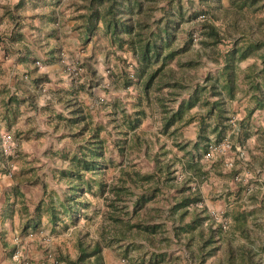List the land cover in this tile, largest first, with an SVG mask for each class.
Listing matches in <instances>:
<instances>
[{"label": "trees", "instance_id": "16d2710c", "mask_svg": "<svg viewBox=\"0 0 264 264\" xmlns=\"http://www.w3.org/2000/svg\"><path fill=\"white\" fill-rule=\"evenodd\" d=\"M61 4L62 0H17L13 7L2 6V15L14 22L2 57L8 59L24 53L19 61L32 64L33 68L25 70L36 89L48 83L46 75L37 73L39 68L56 62L66 66L75 85L64 101L68 117L57 116L61 139H71V144L50 153L57 167L52 173L57 193L47 191L43 185V197L24 230L38 231L44 216L48 218L50 233L56 236L76 226L81 218L92 220L88 213L92 206L87 197L90 196L103 201L98 237L76 230L72 241L74 255L57 248V256H52L57 264H106L105 249H117L129 262L131 252L142 250L133 245L136 240L146 243L151 251L146 263L143 260L140 264H177L171 260L178 258L171 259L164 252L172 242L182 247L183 256L191 264H205L222 245L223 255L218 264H262L263 248L255 246L257 240L247 223L248 215L238 211L224 215L231 222L223 229L206 208L197 207L202 197L198 187L191 186L206 176L203 155L210 143L233 138L237 132V141L242 144L244 138L238 130H243V125L232 131L228 106L242 88L246 86V95L250 94L253 103L247 117L257 109H264V18L253 16L255 25L248 18L249 13L254 15L264 9V0H233L230 8H223L221 0H70L67 19L73 21L70 30L81 36L82 51L89 44L92 47L87 57H78L69 64L63 63L64 15L57 9ZM27 7L35 12L42 10L22 18L31 41L25 40L26 28L18 22L21 16L18 14ZM228 11L235 14L229 21L235 33L221 32L209 21L214 15L216 20L220 14L227 17ZM194 23L198 31H184L186 24ZM195 33L203 53L184 60ZM183 34L185 39L181 41ZM9 48L14 50L10 51L13 55L7 51ZM38 48L41 53L48 51L50 57L36 58ZM96 55L106 61L113 59L116 69H108L113 80L136 93L131 96L130 112L120 101L109 105L113 110L108 126L95 124L91 107L79 101V94L87 92L77 77L83 70L94 71L90 62ZM203 57L214 65L213 69L202 78H192L189 71L198 69ZM248 60L254 62L242 69L241 64ZM173 64L178 70L172 68ZM3 76L4 70L0 68V79ZM20 96L5 85L0 89V166L1 172L11 176L19 143L15 157L5 156L1 136L5 133L2 130L11 134L23 112L21 109L32 100L29 95ZM98 102L105 101L100 98ZM149 114L156 116L159 134L184 153L181 159L175 154L173 160L167 159L172 150L165 141L152 159V171L143 173L128 164L125 157L132 151L148 157L149 143L141 128ZM193 123H196L195 140L185 141L182 132ZM112 149L122 161L116 165L117 174L108 181L107 170L114 166ZM221 161H212L209 166L218 167ZM176 162L189 172L180 182L176 181ZM169 189L175 190L176 195L170 199L167 215L149 212L151 204ZM196 232L198 245L193 247Z\"/></svg>", "mask_w": 264, "mask_h": 264}, {"label": "crops", "instance_id": "0c3cea01", "mask_svg": "<svg viewBox=\"0 0 264 264\" xmlns=\"http://www.w3.org/2000/svg\"><path fill=\"white\" fill-rule=\"evenodd\" d=\"M66 34L70 35L64 40L65 44L70 46L65 54L69 64L80 57L82 46L79 33L69 30ZM49 55L46 50L41 54L36 51V58L46 59ZM23 56L24 53L9 57L5 63L4 76L0 79V89L5 85L10 92H15L22 98L26 95L32 97L21 109L23 112L10 131L19 143L18 155L12 167L13 176L1 172L3 167L0 166V264H54L52 256H57L58 251L53 240L60 236L50 233L48 218L43 217L42 226L38 231L24 230V227L35 215L34 209L43 197V185L47 187V191L57 193L58 186L52 180V173L57 167L50 159V153L59 151L64 146L57 116L68 117L64 101L75 85L65 70L66 66L56 62L39 68L37 73L46 75L48 83L40 85L39 89L34 88L30 82L31 75L25 70L33 66L31 63L27 65L20 62L19 59ZM253 62L254 60H248L241 64V68L245 69ZM245 89L246 86L228 106L231 114L237 118L236 129L238 130L237 126L241 123L243 125V130H238L241 131L239 136L244 138L242 144L237 141V132L232 139L234 146L244 153L242 164L248 168L245 174L248 180L244 186L239 185L218 203L221 204L220 207H224L226 215L237 211L248 215L247 223L252 235L263 237L255 246L263 248L260 251L264 264V109H257L247 117L253 103L250 102V94L246 95ZM133 94L136 95L135 92L131 93ZM79 101L84 105L90 104L87 93H80ZM182 136L184 140L194 141L196 123L184 129ZM216 168L215 165L211 170L216 173ZM238 170L240 169L237 168L233 172ZM228 220L230 223V218ZM16 238L18 241H15ZM240 242L243 240L240 239ZM223 246L220 250L222 255ZM15 254L18 255L17 259L13 258ZM104 257L106 264H116L109 251L104 250ZM214 260L215 256L205 264H218L221 261Z\"/></svg>", "mask_w": 264, "mask_h": 264}, {"label": "rangeland", "instance_id": "374dc122", "mask_svg": "<svg viewBox=\"0 0 264 264\" xmlns=\"http://www.w3.org/2000/svg\"><path fill=\"white\" fill-rule=\"evenodd\" d=\"M195 2L197 0H194ZM233 0H221V4L223 6V8H230L232 7ZM17 2V0H0V68L5 70L6 66L5 63L6 61L9 60L8 59H4L1 55V51H3L7 45L5 44V42L7 41V36L9 35L10 31L13 29L14 26V22H12L11 20L8 19V17L3 16L2 15V6L4 5H8L10 7H13L15 5V3ZM70 4V0H62V4L59 5V7H57V9L59 10V12L61 14L64 15V19L61 22V30L63 31L62 33V40L67 39V37H70V35L68 34H64L65 32L67 33L71 26L73 25V21H69L67 19H69V13L70 10H68V5ZM197 7H199V5L196 4ZM38 11L41 12L42 10H36V12ZM35 11L31 10L29 7L26 8L25 11H21L20 14L15 13L14 16L18 17V15H21L20 18H18V22L20 23L19 25H23L24 20H22V18L24 16H30L32 13H36ZM18 14V15H17ZM227 17H224V15H219L218 20H216V15H214L212 17V19H209V21L211 23H213L216 27H218L220 29L221 32L223 31H230V32H234L235 31L232 29V26L229 25V21L231 19H233V17L235 16V14L231 11L227 12ZM258 18H264V9L261 8L257 13H255L254 15H252L251 13H249L248 18L250 20V22L252 24H256V20L254 19V17ZM228 18V19H225ZM227 23L229 26H227ZM254 24V25H255ZM26 26V25H25ZM24 26V27H25ZM26 28V27H25ZM198 26L196 23L194 24H186L184 26V31L185 32H190V31H198ZM28 30L24 29V32L26 33V38L25 40H32V37H29L28 34ZM181 41H183L185 39V35H181L180 36ZM199 37L197 36L196 40H193L192 42V46L190 47L189 52L183 56L184 60L189 59L191 56L194 58L195 56H197L198 53L202 54L203 50H202V46L200 44L199 41ZM65 42V41H64ZM64 47V60L63 63L66 62V51L68 48H70V46L67 45H63ZM91 47L92 45L89 44L85 47L86 51H82L79 55L81 56H88L89 53L91 52ZM8 49V48H7ZM36 50V49H35ZM84 50V48H83ZM9 51V53H11L10 51L14 52V50H7ZM38 52V50H36ZM84 52V53H83ZM41 54V52L39 53ZM11 55H13V53H11ZM189 55V57H188ZM92 63V67L91 69L94 70L92 73H90V71H86L83 70L81 72V75H79L77 78L79 79V84H83L85 86V92H91V94H89V98H90V104H88L89 106L91 105V115L93 117V122L97 125H107V122L110 119V114L111 111L113 110L112 106L110 107V104H113L115 101H120L121 104H123L125 106V108L128 110V112H130V108H131V103L133 102L132 98H131V93L133 92H129L127 90H125L124 88L121 87V84L119 86V83L117 86H114L115 80H113V76H111L110 71L108 69H116L114 67V63L115 61L113 59H111L110 61H106V59H104L101 55H96L94 57V61L90 62ZM64 65V64H63ZM214 67V65L207 61L205 57L202 58L201 60V66L196 69V70H191L189 71V76H191L192 78H202L207 71L212 70ZM172 68L174 70H178V68L176 67L175 64L172 65ZM116 71V70H115ZM102 98L103 103L98 102L99 99ZM82 100V99H81ZM87 105V106H88ZM119 117V116H117ZM158 121L156 116L150 115L146 118V120L144 121L143 125H142V132L144 133V138L148 141L149 143V147H148V157H146V155H144L143 152H129V154H127V157H125V161L130 164V165H135L134 167L136 169H138L139 171L146 173V172H151L154 164L152 162V159L154 157V155L157 153V151L159 150V145L163 142L166 141V145L168 148H170L172 150V153L168 154L167 159L169 160H173V157L175 154L177 156L178 159H181L183 157V153L175 148H173L171 146L170 141L166 140V138L162 137L159 132H158ZM110 129V128H109ZM187 129V128H185ZM186 132H188V130H186ZM110 134V133H109ZM104 135V134H102ZM232 135V134H231ZM230 135V136H231ZM106 138H109V136ZM160 139V140H157ZM231 142L233 143V139L232 137L230 138ZM185 141H188L185 139ZM64 143V145H69L71 144V139L65 138L62 139V141ZM231 156L230 155H226L223 156L221 158L215 157L213 159V161H216L218 159H222V161L218 164V167L216 169V173L213 172L211 169V166H209L211 162H206L204 161V165H202V167L204 168V172H206V176L204 178L199 179L198 183H192L193 185L191 186L193 187H198L199 192L201 194L202 198V202L198 204V208H206L207 209V213L208 215H210L212 218L214 219H219V217H222V219H225L227 221V223H229L228 218H224L223 216L226 215L225 211H224V207H220V203H218L223 197L227 198L230 195V191H234V189H236V187H238L239 185L244 186L247 182V177H245V174H247L248 172V168H246L242 162L244 163V160H239L236 161L235 167L232 170H228L224 167L223 163L225 160L230 159ZM112 159L114 161V166H111L108 170H107V175H106V179H108V181L111 180V178L113 176H115L117 174V169H118V165L121 161L122 158L117 156L116 152L112 149ZM166 159V160H167ZM124 160V159H123ZM164 160V158H162V161ZM165 160V161H166ZM124 161V163H125ZM220 165V166H219ZM240 169L238 170L236 173L233 172L235 169ZM244 168V169H242ZM242 169V170H241ZM212 171V172H211ZM211 173V174H210ZM220 173V174H218ZM189 174L188 171H186L184 169L183 166H181V164L178 162H176V178H177V182H180L181 180L185 179L186 177H188L187 175ZM238 178L239 181H236L235 178ZM231 181V182H230ZM176 195V191L173 189H169V190H164L163 194L159 195L158 198L156 199L155 203L151 204L150 208H149V212L152 211H156L157 213L155 214H161V215H167V210L168 207L171 203L170 199L171 197ZM88 199L91 201L92 206L91 208L88 210L89 215L92 216V220H87L85 218H81L80 221L77 223L76 226L71 227L67 232L61 233L56 240H53V243L55 244L56 249L61 247L62 249H64L65 251H68L71 255H74V250L72 248V241L75 238L74 232H76V230H81V233H88L91 237L93 238H97L98 237V232L100 231V227L102 225L101 221H100V211L103 209V201L101 198H91L90 196H87ZM239 205L240 203L238 202V200L236 201ZM211 206V207H210ZM217 206H219L220 208H217ZM99 212V214H96V212ZM164 218V216H163ZM189 219V217L187 218V220ZM170 223H168L167 225H169ZM198 232V231H197ZM196 232V239H195V243L193 244V247H196L197 242H198V233ZM253 237L256 238V240L258 242H260V238L262 239L263 237L259 236V235H253ZM135 243L133 245H138L140 246V248L142 250L140 251H135V252H131L130 256H129V262L126 261L125 259H123V257L121 256L120 252L117 251V249H105L107 251H109L111 253V256L113 258V261L116 264H140L141 261H146L149 259L150 255H149V251L150 249H148L149 247L147 246L146 243H144L143 241L140 240H136L134 241ZM148 253L146 256L142 257L143 254L145 255L146 253ZM151 252V251H150ZM164 252H166L168 254V257H170L171 259H175L178 258V260H171L172 262H175L177 264H188V261L186 260L184 255V251L182 249L181 246H179L177 243L172 242L170 247H167ZM219 252V251H218ZM221 255L222 252L220 251L218 254L215 255V262L218 261L219 259L221 260ZM168 258V260L170 259Z\"/></svg>", "mask_w": 264, "mask_h": 264}, {"label": "built area", "instance_id": "2783aa9c", "mask_svg": "<svg viewBox=\"0 0 264 264\" xmlns=\"http://www.w3.org/2000/svg\"><path fill=\"white\" fill-rule=\"evenodd\" d=\"M193 39L194 40L197 39L196 33L194 34ZM73 72L75 75H77V73L75 71H73ZM117 85H118V83L115 82L114 86H117ZM236 123H237V118H236V116L232 115L229 119V124L231 125L232 131H234L236 129ZM1 140H2V149H3L4 155L8 156V157H15L16 151L18 149L17 140L14 139L12 137V135L7 133V132L2 133ZM226 155L231 156L230 159L225 160L223 163L224 167L228 170H232L235 167L236 161H239L242 159L244 160L243 151L239 148H234L231 140L228 137H225L222 140H220L219 142L210 143L206 153H204V155H203V161L211 162V161H213V159L215 157L221 158V157L226 156ZM235 180L239 181L237 177L235 178ZM217 221L222 224L223 229L228 228L227 221L225 219H222V217H219V219H217ZM30 236H33V235H30ZM15 241H18V239L16 238ZM13 258L17 259L18 255L15 254ZM53 263L57 264V262L55 260H53Z\"/></svg>", "mask_w": 264, "mask_h": 264}]
</instances>
